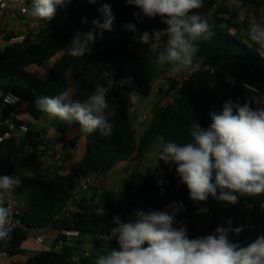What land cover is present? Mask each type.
Listing matches in <instances>:
<instances>
[{"label": "trees", "instance_id": "obj_1", "mask_svg": "<svg viewBox=\"0 0 264 264\" xmlns=\"http://www.w3.org/2000/svg\"><path fill=\"white\" fill-rule=\"evenodd\" d=\"M26 2L30 9L33 0ZM232 2L204 0L203 7L196 10L207 21L212 35L208 39L201 37L195 42L200 50L194 59V66L182 70L190 72V75L181 83L179 90L178 83L174 82L167 93L162 89L158 92L151 111V125L141 137L138 136V127L133 129L129 123L136 118L128 114L130 104L125 94L135 91L142 97H150L158 79L175 69L171 64H157L159 54L164 51L166 37L153 47V41L142 44L136 39L144 31L151 34L155 30H165L167 25L159 17H145L142 22H138L133 13L139 10L127 5L125 0H97L96 3L72 0L65 7H58L51 20L39 19L41 31L35 39L6 46L0 55V107L3 97L13 93L20 97V106L26 105L29 116L36 121L46 115L35 105L39 97L51 98L63 91L73 90L70 98L83 102L95 91L97 83L107 87L110 78L115 82L132 78L131 85L112 87L107 93L106 98L117 113L110 118L114 125L111 136L103 137L98 131L85 134L77 122L69 124L56 118L59 120L57 131L60 142L65 143L70 128H77L80 136L86 138V152L69 175L57 169L51 178L32 184L26 199L27 209L22 211L24 227L12 234L8 250L10 256L26 254L23 246L34 230L73 229L81 235L96 237L91 257L83 260L84 264H95L99 255L108 254L112 248L118 249L115 240L104 239L116 226L112 223L114 217H119L125 223L132 222L136 211H169L170 205L178 208L183 205L176 215V226L183 222L189 238L215 234L221 221L229 226L230 242L240 246H247L264 235V193L245 194L235 204L219 202L211 196L206 203H194L186 185L180 182L175 165L160 161L152 175L145 174L139 168L156 138L162 137L164 143L169 140L187 143L191 140L190 125L193 122L197 121L206 128L211 123L210 113H221L226 101L232 100L243 105L257 98L244 91V84L264 87V57L259 54L258 46L242 32L251 20L248 15L244 18L242 12H253L254 19L260 22L258 11L264 9V0ZM105 3L110 5L115 17L113 30L105 31L102 38H97L91 45L90 54L81 58L71 56L68 46L74 34L91 30L93 19L103 21L99 9ZM85 18L87 23H82ZM127 23L135 24L138 32L124 30L123 25ZM12 36L6 35L4 41L9 44ZM52 60L56 61L47 80L30 71L32 67H41ZM219 69H224L231 78L219 74ZM70 74H73L72 79ZM173 90L178 91L167 100L164 96L168 97ZM261 106L264 105L251 103L254 110ZM3 116H6V112ZM21 124L22 121L17 118L15 125ZM7 131L14 130L0 126V133ZM36 135L30 129L25 136L14 137L4 143L0 165L4 175H14L26 164L37 161L39 153H31L29 146ZM80 136L69 140L72 148L77 147ZM126 161L133 162L134 168L121 188L114 191L103 189L100 195L93 191L91 197L81 198L70 220L59 219L70 193L77 188L80 180L94 174L105 178ZM100 204L104 206L103 216L96 214ZM201 208H207L208 211L198 213ZM237 227L243 228L239 234L234 231ZM83 245V241L61 247L53 244L26 264H71L70 260L83 250Z\"/></svg>", "mask_w": 264, "mask_h": 264}, {"label": "clouds", "instance_id": "obj_2", "mask_svg": "<svg viewBox=\"0 0 264 264\" xmlns=\"http://www.w3.org/2000/svg\"><path fill=\"white\" fill-rule=\"evenodd\" d=\"M71 2L33 0L31 8L24 11L41 21L51 20L58 7L63 8ZM96 2L89 0V3ZM125 3L139 10L133 13L138 22L145 17H159L167 25L163 31L155 30L151 34L144 31L136 38L142 44L153 41V47L166 37L164 51L157 58L158 65L171 64L177 71L194 66L200 50L195 42L212 35L207 21L196 11L203 7L204 0H125ZM233 3H238V0H233ZM99 11L103 21L93 19L91 30L74 34L68 46L71 56L81 58L90 54L91 45L97 38H102L105 31L113 30L115 17L110 5L105 3ZM82 23H87V19ZM123 29L138 32L132 23L123 25ZM242 32L258 46L259 54L264 57V23L253 18ZM125 84L131 85L132 78L119 82L110 78L107 87L97 83L95 91L83 102L72 100L66 90L51 98L39 97L35 105L49 117L69 124L77 122L85 134L98 131L101 136L109 137L114 129L110 118L117 113L110 106L107 93L112 87ZM125 95L130 104V114L140 95L135 91ZM9 96L12 97L11 93ZM17 99L15 97L14 101ZM251 103L264 105V100L252 98L243 105L228 100L221 113H210L208 127H201L197 121L190 125L189 142L180 144L169 140L159 145L156 153L158 162L175 165L176 174L186 185L194 203H206L211 196L219 202L235 204L245 194L264 193V106L254 110ZM129 123L136 129L140 121L130 120ZM20 185L19 175L0 176V240L8 239L11 232L13 208L6 198ZM169 207L172 208L171 213L136 211L135 220L127 223L114 217L112 223L116 226L104 239L115 240L118 249L112 248L108 254L99 255L95 264H264V235L247 246L230 242V229L224 227H217L215 234L189 238L183 222L176 226L175 217L183 205ZM207 211V208L198 209V213ZM96 214L105 215L103 204L96 208ZM234 231L239 234L243 228L237 227Z\"/></svg>", "mask_w": 264, "mask_h": 264}, {"label": "built area", "instance_id": "obj_3", "mask_svg": "<svg viewBox=\"0 0 264 264\" xmlns=\"http://www.w3.org/2000/svg\"><path fill=\"white\" fill-rule=\"evenodd\" d=\"M0 12H6L12 17H25L30 12H25L24 9L28 8L26 0H0ZM247 15L250 19L254 18V13L251 11L247 12ZM258 16L260 22L264 23V9L258 11ZM41 31V24L39 22L30 21L28 26L25 28L23 32L17 35H13L9 40V45L23 44L30 39H35ZM190 72H184L182 70H171L167 72L164 76L160 77L158 81L155 83L152 92L157 90L159 87L164 86L168 82L177 81L179 83H183L188 79ZM244 91L251 93L255 96L260 94V90L257 86L251 84L243 85ZM138 93V92H137ZM139 94V93H138ZM12 97L9 96V93L3 97L1 111H0V126L10 127L13 129V132L7 131L5 133H0V165H1V147L4 145L6 141L13 139L14 137H23L28 134L30 127L23 123L19 126L15 125V120L18 118V109L20 107V97L11 93ZM140 95V94H139ZM15 97L18 99L14 101ZM141 100V95L139 100L137 101L134 111L131 112L132 115L139 114L138 120L140 122L146 120L147 116L142 114L139 111V103ZM6 101H14L8 102ZM6 112V116L3 114ZM31 149V148H30ZM39 154L48 155L52 165L55 166L56 169L60 170L63 174L69 175L71 173L70 170L66 168V163L63 158V154L60 151L54 150L49 151L46 146H39L38 150H36ZM31 149V153L36 152ZM4 175L0 168V176ZM103 178L94 174L89 177L82 179L79 181L78 186L75 190L70 193V196L67 201V205L60 215V220H70L73 214L77 211V205L81 202L82 192H93L100 193L103 191ZM7 202L12 205L13 208V216L10 220V237L6 240H0V263L4 259H13L10 256L8 250L10 244L12 242V234L18 228H23L22 221V210L17 206L16 202L13 200L11 194L6 198ZM171 213L172 211H166ZM176 218V217H175ZM135 218L132 220L134 221ZM34 243L37 246L48 245L49 243L57 244L58 247L64 245H72L75 242L81 241V233L77 230L73 229H59V228H46L41 230H34ZM92 251L90 250H82L72 257L70 260L71 264H84L83 260H87L91 257ZM16 262V260H15Z\"/></svg>", "mask_w": 264, "mask_h": 264}, {"label": "crops", "instance_id": "obj_4", "mask_svg": "<svg viewBox=\"0 0 264 264\" xmlns=\"http://www.w3.org/2000/svg\"><path fill=\"white\" fill-rule=\"evenodd\" d=\"M243 12L245 15H247V11H243ZM15 19L18 20V24L12 26L10 21L15 20ZM30 21H33L30 18V13L25 17H12L6 12H0V39L2 41L1 42L2 46L0 45V55L3 53L6 46L9 45L6 41H4L5 36L8 34H12V35L20 34L21 32H23L25 30V28L28 26ZM33 22H38V21H33ZM55 61L56 60L49 61L50 64L48 66H46L45 65L46 63H45L41 67H32L30 69V71H32V69H35L36 72H34V71H32V72H34L39 78H41L43 80H47L49 77V74H50V70H51L52 66L54 65ZM42 69L45 71L44 72L45 74L43 76L38 75L37 70L41 71ZM225 74H226V76H228V78H231V76L228 73H225ZM174 82L177 83V81H174ZM174 82H172V84ZM180 85H181V83H180ZM162 88H163V86L159 87L156 91L154 90L151 93L150 97H142L141 96V99L142 98L146 99L145 102L139 103V111L142 112V114H144L146 116L148 115L146 112L147 107L151 104L154 105L156 98L158 97L157 92L160 91ZM258 88L260 90V94L258 96L261 98L263 96L264 87H258ZM72 94H73V92L70 93V96ZM1 99H2V94L0 93V103H1ZM0 111H1V107H0ZM151 111H150V114H151ZM17 113H18V119L20 121H22V123L27 124L31 130H32V127H31L29 121H34L37 123L42 119L41 118L39 121L33 120L27 112L26 105H21L19 107ZM48 118L52 121L53 124H52L51 130L49 132H46V130H42L43 135H44L43 138H41L40 133L37 132L36 136H38V140L40 142L39 146H46V147H48L49 151L57 150V151L62 152V154L65 152L67 147H69L74 153L72 156L66 157V159H64V161L66 163V168L68 170L72 171L74 169V167L76 166V164L85 155L86 144H87L86 138L83 136H80V130L79 129L70 128L67 132L65 143H61L60 142V134L57 131L59 120L56 118L49 117V116H48ZM150 125H151V119L148 120V116H147L146 120L139 123L138 136L141 137L142 134L150 127ZM53 130H55L58 134V139H57L58 141L55 143H53V141L55 139L54 136L52 135ZM78 136H80V139L77 143V147L72 148L69 145V140L74 138V137H78ZM162 142H164L162 137L156 138V140L153 143L149 153L147 154V156L144 158V160L140 164V167H139L140 170L147 175H152L158 167L159 162L157 160L156 153L159 151V145ZM52 147H53V150H51ZM39 155L41 156L42 154H39ZM44 156H48V155L44 154ZM49 164L52 165L50 159H49ZM52 166L57 171L55 166L54 165H52ZM133 168H134V164L131 161H126V162L119 164L108 176L103 178V185H104L103 189H105L107 191H114V190H118L119 188H121L128 181L129 174ZM82 193L83 194L81 195V197H91L92 196L91 192H82ZM101 193L102 192L98 193V195H100ZM16 204L22 211H25L27 209L26 202L22 205L18 204V203H16ZM168 210L172 211V208L170 207ZM222 224H224L226 226V228L229 229V226L224 221H221V225ZM221 225H220V227H221ZM33 237H34V233L31 232L30 239L28 241L29 244H28L27 248L23 246V248L26 250V254L24 256L13 257V259H4L1 261L0 264H12L15 262V260L17 263L18 259H20V258L23 259V262L27 263V261L29 259H33L36 255L43 252L44 250L42 251L39 246L35 245ZM48 245L51 246L53 244L49 243Z\"/></svg>", "mask_w": 264, "mask_h": 264}, {"label": "rangeland", "instance_id": "obj_5", "mask_svg": "<svg viewBox=\"0 0 264 264\" xmlns=\"http://www.w3.org/2000/svg\"><path fill=\"white\" fill-rule=\"evenodd\" d=\"M233 3V2H232ZM242 15L243 17L245 18L246 15L244 14V12H242ZM245 15V16H244ZM30 18L33 20V21H39V18H35V17H32L30 15ZM10 23L12 24V26L14 25H17L18 24V20H11ZM1 39H0V45L2 46L1 44ZM50 63H46L45 65L48 66ZM200 66V65H199ZM202 66V65H201ZM208 66V65H207ZM32 71L36 72L35 69H32ZM45 71L42 69L41 71L37 70V74L38 75H41L43 76L45 73ZM218 73L219 74H222V75H226L225 73H227L224 69H219L218 70ZM73 77V74H70V79H72ZM178 83V86H177V89L179 90V87H180V83ZM172 86V82H168L166 83L162 90L164 93H167L169 91V89L171 88ZM178 90H174L172 91L169 96H164L167 100L169 99V97H173ZM73 90H71L70 93H72ZM159 92V91H158ZM157 92V94H158ZM257 99H260V100H264V92H263V96L260 98L259 96H257ZM166 100V101H167ZM146 99L145 98H142L140 100V103H143L145 102ZM167 102H165L166 104ZM153 108V104L149 105L147 107V116H148V120L151 119V114H150V111L152 110ZM136 119H138L139 115L138 114H134L133 115ZM31 127H32V131L34 132H39L40 133V136L41 138H43V132L42 130H46V132H49L51 130V126H52V121L48 118V115L46 114L39 122H34V121H29ZM52 135L54 136V141L53 143L57 142L58 140V134L55 130H53L52 132ZM51 135V136H52ZM51 150H53V147L51 148ZM73 151L67 147V149L65 150V152L63 153V158L66 159V157H70L73 155ZM49 157L48 156H40L38 154V158H37V161L34 163V164H26L22 169H19L14 175H19L21 177V185L20 187L16 188L14 190V192L10 193L13 200L18 203V204H24L26 202V199H27V196H28V193L30 191V188L32 186V184L35 182V181H38V180H42V179H45V178H51L54 173L56 172V170L54 169V167L52 165L49 164ZM83 193H80V195H82ZM221 227H224L226 228V226L224 224L221 225ZM80 240L83 241L84 245L82 247L83 250H90V251H93V248H94V243H95V240H96V237L93 236V235H81L80 237ZM29 242H26L24 244V247L27 248ZM49 245H42V246H39L40 249L43 251V250H46L48 248ZM26 262H23V259H18V262H14L12 264H25Z\"/></svg>", "mask_w": 264, "mask_h": 264}, {"label": "water", "instance_id": "obj_6", "mask_svg": "<svg viewBox=\"0 0 264 264\" xmlns=\"http://www.w3.org/2000/svg\"><path fill=\"white\" fill-rule=\"evenodd\" d=\"M40 145V142L38 140V136H36L31 142H30V148L33 149V150H38V147ZM158 176V174H157Z\"/></svg>", "mask_w": 264, "mask_h": 264}]
</instances>
